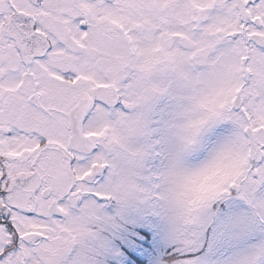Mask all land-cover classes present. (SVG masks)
<instances>
[{
    "label": "snow or ice",
    "instance_id": "obj_1",
    "mask_svg": "<svg viewBox=\"0 0 264 264\" xmlns=\"http://www.w3.org/2000/svg\"><path fill=\"white\" fill-rule=\"evenodd\" d=\"M0 264H264V0H0Z\"/></svg>",
    "mask_w": 264,
    "mask_h": 264
}]
</instances>
